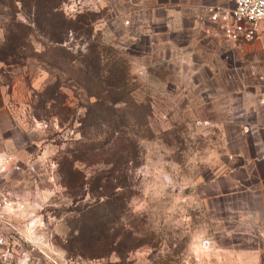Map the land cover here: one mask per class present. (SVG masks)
Masks as SVG:
<instances>
[{
  "label": "rangeland",
  "instance_id": "obj_1",
  "mask_svg": "<svg viewBox=\"0 0 264 264\" xmlns=\"http://www.w3.org/2000/svg\"><path fill=\"white\" fill-rule=\"evenodd\" d=\"M133 2L63 5L69 15L96 12L91 41L113 50L116 66L129 72L122 99L128 104L116 108L130 112L117 114L125 136L137 141L129 197L99 208L94 231L85 233L78 212L93 197L87 188L82 197L71 194L59 162L80 154L83 128L102 140L106 122L95 116L92 127L82 124L96 99L54 66L55 55H45L47 39L26 33V45L9 56L8 26L28 24L29 17L16 0H0V153L21 165L0 177V188L26 200L39 218L34 231L17 222L21 236L7 237L0 264H264L257 221L264 203L248 163L264 153V41L225 39L201 8L196 21L183 20V32L160 23L157 43L156 30L130 16ZM88 42L69 34L73 55ZM78 164L88 174L111 168L98 159ZM105 232L115 242L89 256L91 242Z\"/></svg>",
  "mask_w": 264,
  "mask_h": 264
},
{
  "label": "trees",
  "instance_id": "obj_2",
  "mask_svg": "<svg viewBox=\"0 0 264 264\" xmlns=\"http://www.w3.org/2000/svg\"><path fill=\"white\" fill-rule=\"evenodd\" d=\"M65 1L16 0L28 15L29 23L8 26V35L5 40L7 46L12 48V53L9 54L12 57L26 45L23 40L26 33H30L31 36L37 33L47 39L44 43L45 55L49 53L55 55L54 66L69 73L70 78L83 88L90 98L96 99L87 109L85 118L81 120L82 124L85 123V126L89 128L92 127L95 116L106 122L105 137L102 140L95 138L94 132L88 133V130L85 131L83 128L82 147L77 149L80 154H73L70 159L64 157L59 162V171L62 174L64 185L71 191V194L74 196L78 194L82 197L81 190L87 188L88 193L93 197V201L88 204L87 208L78 212L79 219L84 222L83 232L87 233L94 231L92 225L99 216L97 214L99 208L114 203L117 200L116 196L126 199L129 197L133 185V172L129 165L135 156L137 141L125 136L124 118L117 114L118 111L122 113L126 111L122 109L125 107L116 108L117 105L128 104L129 98L122 99L129 91V72L125 71V67L119 69V66H116L118 61L115 60L113 50L91 41V24L95 21L96 12L86 9L72 15L66 14L63 8ZM70 33L75 35L76 39L83 38L89 41L85 51L80 50L79 55L71 53V46L68 44ZM110 64L115 69L112 70L111 67L106 70L105 68ZM63 65H71L72 68L66 70ZM60 87L58 82L55 91L59 92ZM114 93H122L123 97L111 102L109 97ZM129 114L130 112L123 113L124 116ZM59 117L62 121L60 114ZM96 159L111 168L102 171L93 170L89 174L80 169L78 163H96ZM100 218V222L103 223V216ZM125 234L131 236V232ZM116 237L108 232L99 237L96 236L91 242L93 246L88 247L92 250L88 255L97 257L98 254L95 251L99 249L101 243H114ZM83 255H86V252H83Z\"/></svg>",
  "mask_w": 264,
  "mask_h": 264
},
{
  "label": "built area",
  "instance_id": "obj_3",
  "mask_svg": "<svg viewBox=\"0 0 264 264\" xmlns=\"http://www.w3.org/2000/svg\"><path fill=\"white\" fill-rule=\"evenodd\" d=\"M204 13L229 41H264V0H230L228 4H211L204 7ZM129 24L130 21L125 20V25ZM20 168L13 155L0 153V177ZM19 220L26 223L29 231H34L39 218L31 212L26 200L0 188V247L6 244L9 235L21 236L17 225Z\"/></svg>",
  "mask_w": 264,
  "mask_h": 264
},
{
  "label": "crops",
  "instance_id": "obj_4",
  "mask_svg": "<svg viewBox=\"0 0 264 264\" xmlns=\"http://www.w3.org/2000/svg\"><path fill=\"white\" fill-rule=\"evenodd\" d=\"M130 1V0H128ZM133 4L136 6L129 11L130 16L140 28H154L155 41L161 43L164 32L157 29L162 23L166 27V31L180 33L185 30L183 20H193L199 17L201 8L207 6V3L198 2L196 0H135ZM129 20V19H128ZM130 21V20H129ZM131 23V22H130ZM138 26V27H139ZM264 125V124H263ZM260 139H264L261 137ZM264 149V143H262ZM253 163L250 171L257 177L258 187L260 188V196H262V204L264 203V153L256 155L255 159L249 161ZM264 206V204H263ZM259 229L258 234L261 237L260 251L264 252V212L262 216H258Z\"/></svg>",
  "mask_w": 264,
  "mask_h": 264
}]
</instances>
